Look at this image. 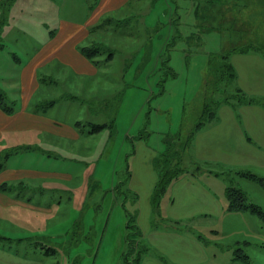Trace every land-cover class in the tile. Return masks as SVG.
<instances>
[{"label": "rangeland", "instance_id": "374dc122", "mask_svg": "<svg viewBox=\"0 0 264 264\" xmlns=\"http://www.w3.org/2000/svg\"><path fill=\"white\" fill-rule=\"evenodd\" d=\"M100 1L0 0V75L11 73L0 83L7 90L5 103L13 110L17 94L12 92L11 67L16 57L28 58L63 23L84 24L87 34L78 46L98 48L92 56L98 74L91 82L84 85L74 76L61 77L42 86L35 94L40 104L30 105L67 125L80 120V137L74 141L59 134L45 136L49 144L39 145L45 158L23 152L8 159L11 147L0 148V167L6 162L57 173L25 177L19 183L7 181L2 190L51 207L49 212L9 208L0 215L2 234L35 236L41 245L34 252L15 245L9 248L42 264H138L134 259L139 255L152 253L144 249L133 224H164V208L151 203L159 163L174 155L199 121L201 91L212 64L241 41L233 22L218 19L214 8L206 18L195 15L198 1V12L208 11L202 0H120L116 7L101 11ZM62 90L74 92L78 99L50 105L48 100H60ZM94 124L104 126L90 136L87 131ZM12 134L22 142L44 135L32 129L7 130L2 138L8 140ZM127 167L132 169L133 186L127 184ZM218 171L223 172L218 179L225 187H237L247 202L264 211L263 167H253V177L228 168ZM203 179L215 190L214 183L220 182L214 176ZM170 185L163 193H170ZM222 225L217 226L219 233H201L203 242L215 250V259L204 264H264L263 218L240 211L223 219Z\"/></svg>", "mask_w": 264, "mask_h": 264}, {"label": "crops", "instance_id": "0c3cea01", "mask_svg": "<svg viewBox=\"0 0 264 264\" xmlns=\"http://www.w3.org/2000/svg\"><path fill=\"white\" fill-rule=\"evenodd\" d=\"M119 1L101 0L99 10L114 8ZM86 34L84 24L72 27L63 23L60 31L51 33L43 45L36 48L28 58L23 60L16 57L13 62L11 61L13 64L12 86L14 87L12 92L17 94V100L14 99L16 106L10 114L0 109V148L11 147L12 150H9V153H13L8 159L24 154L23 152H36L38 157L45 158V149L39 145L42 142L49 144V138L45 137L47 135L59 134L74 141L80 137L81 133L77 126L81 125L80 120L75 119L72 125H67L59 119L39 114L30 108V105L38 99L35 94L42 86L48 87L55 84L61 77L74 76L75 80L82 79L86 85V82H91L97 76L98 63L92 62L79 51L78 42ZM229 59L236 71L237 85L249 95L264 97V57L255 52H234ZM54 61L56 63H52ZM54 70L63 72H53ZM5 75H0V80H3ZM8 75L11 73H7L6 76ZM0 88L7 94L6 88L1 83ZM64 90L60 92V100L59 98L48 100L50 105L62 100L71 102L78 99V95L74 92H63ZM36 104H40V100ZM26 129H32L44 135L39 139L34 138L25 142L20 141L14 134L8 140L2 138L7 130H11L12 133ZM87 134L92 136V133L87 132ZM188 149L194 160L213 170L218 171V167L247 171H252L253 167L264 168V107L252 103L241 104L235 110L228 104L220 105L216 119L195 132ZM56 174L54 170L15 167L5 162L0 167V185L7 181L19 183L26 180L25 177L34 178L42 175L48 177ZM127 174L129 178L127 184L129 182V186H133L132 169L127 167ZM61 175L72 177L69 173H61ZM210 176H214L216 180L220 178V175L212 172H186L171 182L170 193H163L167 196L159 202L161 208H164V224H145L143 227L138 225L139 238L144 244V249L152 251L143 256L139 255L138 264H204L215 259V253H213L215 250L210 249V245L203 242L201 233L206 231L219 233L217 226L220 225L223 228V219L227 220L229 216L240 211L227 209L223 181L214 183L216 190L207 186L203 178ZM2 190L0 186V215L9 208L51 211V207L28 199L24 200L19 195L14 196L13 193ZM133 194V197L137 195V199L140 198L137 193ZM34 195L42 198L56 197L51 196L50 193H34ZM162 200H165L164 204ZM245 212L242 211V213ZM136 215L139 222L138 207ZM2 233L4 232L0 230V237H3L0 239H5L0 242V264H42L37 258L25 256L9 248L10 245H15L34 252L41 247L36 239L38 237L27 235L13 238L14 236L9 237ZM7 243L8 246H6ZM216 245L217 243L214 246Z\"/></svg>", "mask_w": 264, "mask_h": 264}, {"label": "trees", "instance_id": "16d2710c", "mask_svg": "<svg viewBox=\"0 0 264 264\" xmlns=\"http://www.w3.org/2000/svg\"><path fill=\"white\" fill-rule=\"evenodd\" d=\"M208 4L207 13L202 15L198 12V1L195 15L199 18H206L212 15L219 18L229 19L234 27L242 34L241 41L231 47L228 52L221 53L218 59L212 64L206 73L205 83L201 91V111L200 119L195 128L188 134L185 141L176 148L174 155L164 156L159 163V176L155 182L151 203L154 208L159 206L160 198L171 181L186 172L201 173L209 172L221 174L217 170L204 167L203 163L194 160L189 154V146L195 132L205 124L213 121L217 117V109L222 104L238 107L241 104H259L264 107L263 96H253L245 93L236 83V71L230 62V55L234 52H255L264 57V0H202ZM1 20V19H0ZM1 27V26H0ZM79 51L86 58L92 60L94 54L98 53L97 47L80 46ZM111 55V54H109ZM5 93L0 89V109L10 114L13 112L11 106L5 103ZM104 125L94 124L87 132L95 133ZM241 176H256L247 170H235ZM6 182L1 183V188L5 189ZM227 199V209L230 211H249L264 219V211L255 203L247 202L245 194L233 185H227L224 189ZM132 219V218H130ZM140 235L138 225L133 224ZM127 226H131L130 221ZM3 238V237H0ZM127 237V241H129ZM246 258V256H243ZM138 257L134 260L137 261Z\"/></svg>", "mask_w": 264, "mask_h": 264}]
</instances>
